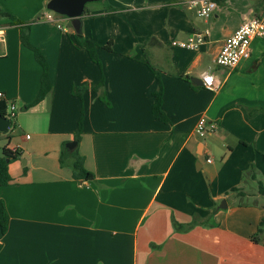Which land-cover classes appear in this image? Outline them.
<instances>
[{
    "label": "crops",
    "instance_id": "1",
    "mask_svg": "<svg viewBox=\"0 0 264 264\" xmlns=\"http://www.w3.org/2000/svg\"><path fill=\"white\" fill-rule=\"evenodd\" d=\"M49 1L0 0L6 12L32 22L30 40L48 62L52 85L25 109L38 97L43 69L20 28L0 21V93L17 107L15 127L0 135V158L5 148L22 153L9 165L12 183L0 188L9 216L0 264H264V238L253 241L264 197L243 181L254 166L264 183V37L235 70L216 64L225 40L264 13V0H217L208 18L182 4L190 0H100L101 10L88 4L82 35L98 45L102 68L76 42L69 20L61 29L45 20ZM98 11L117 18L140 11L143 24L137 17L125 23L138 31L146 24L147 34L138 41L120 31L117 44L107 23L94 25ZM206 30L198 49L174 45ZM147 63L160 71L169 123L152 114L157 81ZM205 73L224 80L219 92L192 83ZM102 75L109 105L90 88ZM84 85L81 100L72 91ZM82 107L76 148L95 179L78 182L60 157L75 142ZM202 118L213 129L205 137L196 133ZM234 188H250L258 205L239 206ZM223 201L227 207L217 208ZM194 220L200 224L189 231L174 228Z\"/></svg>",
    "mask_w": 264,
    "mask_h": 264
},
{
    "label": "trees",
    "instance_id": "2",
    "mask_svg": "<svg viewBox=\"0 0 264 264\" xmlns=\"http://www.w3.org/2000/svg\"><path fill=\"white\" fill-rule=\"evenodd\" d=\"M108 10L111 14L118 13V10L114 9L113 7H108ZM1 20H10L11 21L10 24L12 26L14 25L20 28L21 30L20 38H21V42L23 46L28 48L34 53V57L36 61L40 64V66L43 69V74L41 78V88H40L38 97L31 105H28L25 107V109H29L39 104L42 100H44V98L47 96V94L50 92L52 88L51 81L49 78V65L43 53L41 52V50L35 47L31 43L30 29H31L32 22H28V23L22 22L18 20L14 15L6 12L0 6V21ZM75 39H76V42L79 44V46H81L88 52L91 60L94 63H96L100 68H102V63L98 55V45L93 41L85 39L83 35H79V36L76 35ZM112 44L113 42L110 41L105 48L111 51ZM146 65L153 71V73L156 76V81H157V90L153 94L155 101L152 106V114L156 120L169 123V119L163 111L164 91H163L162 79L160 77V71L152 67L150 63H147ZM104 87H105L104 75H102L101 81L98 85L90 86V88L94 92L99 94L100 100L106 103L107 105H109L110 103L106 97L105 91L103 90ZM88 88L89 86L87 85L80 86V87H74L72 91L73 95L83 100L84 93ZM0 114L5 117L7 116L10 117L8 113L7 104L3 100H0ZM15 119L16 117L12 118V126L10 129H13L15 127V124H16ZM83 125H84V109L82 107L81 116L78 122V128L75 133V142H77V144H79L81 141V137L83 134ZM21 157H22L21 151L10 150L8 148L4 149V156L0 158V188L6 187L12 183L13 179L10 175L9 165L12 162L20 159ZM60 163L62 166L68 165L71 167L72 172H73V178L74 180L78 182L90 181V180L95 179V176L86 169L85 159L83 156L80 155L78 148H76L75 150H70L67 148L66 145H64L62 148ZM25 171H27V169H25ZM243 181L246 184V186L249 183L255 184L256 190L259 193V195L264 197V183L261 180H258V174L254 166H252L248 171L244 173ZM231 192L235 193V197L238 198L239 206L258 205L257 201L250 199L252 197V194H251L252 190H250V188L248 189L247 188H234L232 189ZM199 224L200 223L198 220H194L192 223L187 224V225L174 222V228L177 232H186V231L193 229ZM8 226H9V216L7 213V209H6V206L3 200L0 199V233L3 235L6 234V232L8 231ZM263 238H264V221L260 223L259 228H258V233L253 238V241L255 243H261L263 241ZM1 250H2V245H0V252Z\"/></svg>",
    "mask_w": 264,
    "mask_h": 264
},
{
    "label": "built area",
    "instance_id": "3",
    "mask_svg": "<svg viewBox=\"0 0 264 264\" xmlns=\"http://www.w3.org/2000/svg\"><path fill=\"white\" fill-rule=\"evenodd\" d=\"M182 4L196 8L197 15L201 18L210 17L218 8L217 0H190ZM65 19V17L53 12H47L45 14V20L53 23L58 29L62 28V23ZM208 34L209 31L206 30L205 33L196 34L187 41L174 42V45L183 49L195 50L207 42ZM4 35V31L0 29V57L3 54ZM261 37H264V13L260 17H255L244 22L234 34L225 40L216 59V64L229 71L235 70L243 61L251 58L253 41ZM201 79L203 81V87L213 93L219 92L224 83V80L215 74L205 73ZM0 100H5L3 93H0ZM6 104L10 115L7 118L12 121V118L16 117L17 107L14 103H9L8 101ZM210 132H213V129L208 130L206 119H200L196 133L200 137H205ZM207 162L211 163L212 160L208 159Z\"/></svg>",
    "mask_w": 264,
    "mask_h": 264
},
{
    "label": "water",
    "instance_id": "4",
    "mask_svg": "<svg viewBox=\"0 0 264 264\" xmlns=\"http://www.w3.org/2000/svg\"><path fill=\"white\" fill-rule=\"evenodd\" d=\"M100 0H50L47 4V10L57 15L65 17L70 21L76 35H82L83 17L86 13V7L90 3L99 2ZM192 83L203 87V81L200 78H192ZM12 126V121L0 114V133L7 132ZM68 149L75 150L77 142H71L67 145ZM26 164L25 161H23ZM226 202H222L219 209L226 208Z\"/></svg>",
    "mask_w": 264,
    "mask_h": 264
},
{
    "label": "rangeland",
    "instance_id": "5",
    "mask_svg": "<svg viewBox=\"0 0 264 264\" xmlns=\"http://www.w3.org/2000/svg\"><path fill=\"white\" fill-rule=\"evenodd\" d=\"M101 5H104V4H101L100 2H95V3H91V4H89V7H91V8H100L101 7ZM106 7V6H105ZM107 9V8H106ZM98 10H101V8L100 9H98ZM47 12H50V11H48L47 10ZM99 13H96V15H94L93 17H92V19H95V20H92V21H95L94 22V25H95V23H99L100 24V21H102V23L101 24H103V22L109 27V40H113L115 43H117V44H119V41H122V39H121V36H119L120 34H119V32L120 31H122V34H126V35H128L129 34V32L130 33H132V34H135V36H137V35H140L141 36V39H138V41H143V36L145 35V34H147V25L146 24H144L145 25V27H141V29H140V31H138V29L137 28H134V29H131V28H128L127 27V25H126V21L127 20H132L134 17H137L136 18V21H140L141 22V24H143L144 23V21H145V19L143 18V14H140V11H136V12H127L128 14H127V16L125 17V13H124V16H122V17H125V18H117V17H115V16H113V17H109V16H102V11H98ZM133 13H135V14H133ZM213 15V14H212ZM211 15V16H212ZM115 17V18H114ZM1 21H3V20H1ZM100 24V25H101ZM62 25L63 26H66L67 24H64V23H62ZM96 26V25H95ZM120 29V30H119ZM127 31V32H126ZM119 34V35H118ZM122 36H125V35H122ZM101 37H99V35H98V39H100ZM108 38V37H107ZM104 40H106L105 42H106V44L108 43V41H107V39H106V37H105V39ZM149 52V49H147L146 50V54ZM0 135H2V133L0 134ZM207 139H210L209 137H207ZM220 206H222V202L221 203H219V204H217V208H219Z\"/></svg>",
    "mask_w": 264,
    "mask_h": 264
},
{
    "label": "bare ground",
    "instance_id": "6",
    "mask_svg": "<svg viewBox=\"0 0 264 264\" xmlns=\"http://www.w3.org/2000/svg\"><path fill=\"white\" fill-rule=\"evenodd\" d=\"M84 21V20H83Z\"/></svg>",
    "mask_w": 264,
    "mask_h": 264
}]
</instances>
